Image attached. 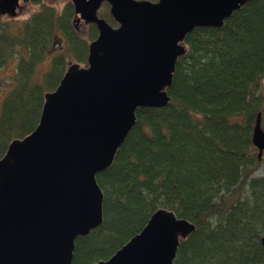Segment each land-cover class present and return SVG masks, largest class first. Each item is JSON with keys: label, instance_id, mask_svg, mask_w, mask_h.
<instances>
[{"label": "trees", "instance_id": "obj_1", "mask_svg": "<svg viewBox=\"0 0 264 264\" xmlns=\"http://www.w3.org/2000/svg\"><path fill=\"white\" fill-rule=\"evenodd\" d=\"M29 2L39 9L19 36L0 26V68L15 47L26 51L0 107V159L12 141L35 130L44 95L65 73L68 60L60 53L41 84L33 82L52 46L63 40L71 58L86 66L98 34L93 25L86 35L75 29L69 1L59 13L41 0ZM184 45L168 89L170 104L138 109L112 166L96 176L103 224L76 239L72 264L108 260L160 208L196 227L180 242L173 264H264V160L252 144L258 114L264 131V101L254 93L264 78V0L244 5L221 29L194 30Z\"/></svg>", "mask_w": 264, "mask_h": 264}, {"label": "water", "instance_id": "obj_2", "mask_svg": "<svg viewBox=\"0 0 264 264\" xmlns=\"http://www.w3.org/2000/svg\"><path fill=\"white\" fill-rule=\"evenodd\" d=\"M26 1L0 0V18H14ZM69 1L73 23L93 25L98 34L86 66L65 70L44 95L35 130L12 141L0 159V264H72L76 239L103 224L96 176L112 166L138 109L170 104L186 37L198 28L221 29L254 0ZM103 3L116 28L98 16ZM252 144L260 160V114ZM195 230L160 208L140 233L96 264H173L180 242Z\"/></svg>", "mask_w": 264, "mask_h": 264}, {"label": "rangeland", "instance_id": "obj_3", "mask_svg": "<svg viewBox=\"0 0 264 264\" xmlns=\"http://www.w3.org/2000/svg\"><path fill=\"white\" fill-rule=\"evenodd\" d=\"M41 1L45 5H50V6L55 7V10L59 13L64 8L65 4L69 0H41ZM147 1H152V0H147ZM38 9H39V6L31 4L29 0L26 2H20L19 7L16 11V16L14 18H8V17L0 18V21H1L0 26H2L1 28L3 29L7 28L8 34L10 36L12 37L19 36L25 21L28 20L31 17V15L36 13ZM100 10L103 13L107 12L108 15L110 16L109 6H108V9L106 10V8L104 7V3L102 4L99 11ZM99 11H98V16L100 13ZM73 24L77 28V31L79 33H81L82 35H86L87 27L89 25L85 26L83 22H80L79 24H75V23ZM111 26L116 28L117 24H115V26L113 25ZM9 52H11V50H9L8 53ZM12 52H13L12 57H10V59L5 63V65L2 68H0V107H1V103L3 99L5 98V96L13 89L14 76H15V70H16L17 63L20 57L26 55V51L23 50L21 47H15V49H13ZM60 53H64L66 55V58L68 60L67 68L75 64H78L80 67H84L83 65L75 62L71 58V55H69L68 51L66 50L64 41L63 40L58 41L56 44H54V46H52L48 57H46V59L36 68V71L33 77L34 83L41 84L44 73L47 72L48 69L50 68L51 58ZM254 93L260 98H262V100L264 101V78H261L257 82V86L254 88ZM254 149H255V154L257 156L258 151L255 147ZM263 160H264V151L262 153V157L260 161H263ZM261 170H262V167L259 169V171L255 173V176L261 175L262 174Z\"/></svg>", "mask_w": 264, "mask_h": 264}]
</instances>
